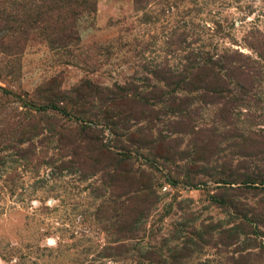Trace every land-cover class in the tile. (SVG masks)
I'll use <instances>...</instances> for the list:
<instances>
[{"label": "rangeland", "instance_id": "rangeland-1", "mask_svg": "<svg viewBox=\"0 0 264 264\" xmlns=\"http://www.w3.org/2000/svg\"><path fill=\"white\" fill-rule=\"evenodd\" d=\"M200 60L221 64L233 93L155 124L209 164L138 150L158 195L148 209L83 149L69 115L82 106L43 99L55 81L67 97L84 80L149 90L154 71ZM229 159L264 177V0H0V264H264V184L199 173L230 174Z\"/></svg>", "mask_w": 264, "mask_h": 264}, {"label": "trees", "instance_id": "trees-1", "mask_svg": "<svg viewBox=\"0 0 264 264\" xmlns=\"http://www.w3.org/2000/svg\"><path fill=\"white\" fill-rule=\"evenodd\" d=\"M221 69L222 65L217 62L200 60L194 64L190 71L184 73L168 70L164 76H159L158 71H154L152 77L156 84L149 90H141L129 83L108 87L84 80L74 86L69 93H65H71V96L68 97L62 90L55 88L58 84L55 81V86L48 84V88L44 90L46 96H43V99L51 105L66 101L72 106H82L81 109L71 111L69 115L74 118L75 122H79L77 126L78 132L81 134L79 139L83 149L85 151L90 149L97 158H100L103 169L111 170L119 180H129L133 183L135 188L132 194L136 199V205H143L145 209H148L152 204H156L158 196L153 188V175L145 168L135 164L133 154L140 150L145 153H138L137 156L142 155L148 161L165 160L167 157H171L173 161H186L192 165L201 162L208 165L209 162L205 158L200 160L197 149L187 146L182 150L180 143L171 146L175 142V139L171 138L172 135L181 132L168 130L165 132V130H160L155 122L160 115L176 116L178 120L175 123L177 124L181 122L180 118L184 120L188 117L191 122L192 111L188 110L189 107L194 102L203 101L207 95L219 99V102L213 103L221 104L220 101L224 100L225 96L233 93L230 89L232 80L225 74H221ZM200 72H207L204 79L201 78ZM162 81H165V86L159 87L157 82ZM177 88L185 93L202 91L197 99L190 94L177 95ZM87 105L97 108V112L92 113L91 109H84ZM231 110L232 107L227 108V105L222 107L220 112L222 119L223 115L226 118V114L228 115ZM189 128L186 126L181 128L182 133L193 132L194 128L192 126ZM104 129H107L112 136L110 145L105 143ZM196 133L203 134L204 131L200 129ZM59 136L63 141L64 135L59 134ZM240 137L244 138L242 135ZM208 141L209 139L206 140V142ZM203 145L206 148L207 145ZM247 157L246 160L252 156L248 155ZM228 163L235 174L233 172L230 174L222 172L206 174L208 172L206 170H201L199 173L208 177L217 175L220 177L218 179H221L218 182L223 184L241 183L248 188H256L252 185L257 183L264 184V177H261L263 171H253L248 162H246L247 166L242 167L241 163L233 167L232 159H229ZM200 168L206 169V166H200ZM241 169L245 171L243 172ZM213 199L219 201V193L214 194Z\"/></svg>", "mask_w": 264, "mask_h": 264}]
</instances>
